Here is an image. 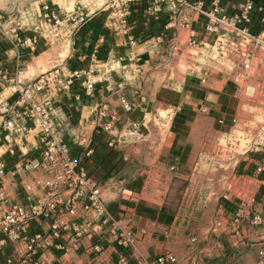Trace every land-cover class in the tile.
Listing matches in <instances>:
<instances>
[{
  "label": "crops",
  "instance_id": "1",
  "mask_svg": "<svg viewBox=\"0 0 264 264\" xmlns=\"http://www.w3.org/2000/svg\"><path fill=\"white\" fill-rule=\"evenodd\" d=\"M247 1L253 4L248 28L264 41V0H0V70L7 77L1 98L11 101L19 82L54 66L62 72L65 86L51 85L55 123L108 210L97 218L79 202L73 216L60 205L35 215L27 235L45 240L33 255L24 240L0 241V264H118L122 252L126 264H146L166 252L176 257L173 264H264V193L252 199L253 189L238 194L231 185L238 178L255 180L256 189L264 184V174L254 173L259 158L223 155L220 138L236 133L237 124H218L235 121L242 98L257 92L252 83L264 84V44L255 51L247 46L250 69L241 70V53H217L218 37L204 29L206 17L183 4L200 2L204 10L217 4L233 14ZM44 4L76 10L85 21L78 29L56 28L44 22ZM13 28L36 35V45H20ZM254 69L258 75L250 74ZM237 77L249 81L243 91ZM38 154L35 131L14 154L0 145V216L10 202L30 209L47 199L39 183L46 172L27 165ZM215 211L217 224H195ZM254 212L262 216L259 224L251 223ZM56 221L58 236H51ZM114 226L133 233V247L116 246ZM97 242L100 252L92 249Z\"/></svg>",
  "mask_w": 264,
  "mask_h": 264
},
{
  "label": "built area",
  "instance_id": "2",
  "mask_svg": "<svg viewBox=\"0 0 264 264\" xmlns=\"http://www.w3.org/2000/svg\"><path fill=\"white\" fill-rule=\"evenodd\" d=\"M178 1L182 2V0ZM119 2L120 0H114L113 3L118 4ZM183 4L190 9L199 11L206 17L204 29L218 37L217 46L216 37L213 44L215 51L217 50V53L221 55H229L233 52L241 53L242 69L248 71L252 53L247 51V46L255 51L261 44H264L263 39L259 35L253 34L248 28L252 22V2L247 1L233 14L225 13L217 4L210 10H204L200 2L196 4L183 2ZM42 12L44 22L50 23L56 28L72 25L74 29H78L85 21V16L76 10L58 11L50 8L48 4L42 5ZM9 33L14 40H20V45L29 49H32L38 40L36 35L22 36L17 28L11 29ZM123 33L127 34L126 29L123 30ZM128 41L134 43L131 36ZM54 67L31 80L19 82L15 91L16 95L11 101L8 102L0 96V145L3 146L4 152L14 154L21 139L30 131H35L38 136L39 154L37 159H34L35 162L33 160L27 165L31 169H42L47 174L45 180L39 181L40 185L47 189V199H38L30 209L21 203L10 202L6 213L0 216V234L2 235L0 241L24 240L28 255H33L36 246L45 240L39 234L27 235L29 222L35 215H47L57 205H60L65 212L73 216L79 202L82 203V207L86 211L93 212L97 218L104 217L103 219H105L108 214L100 197V187L91 179L87 171L79 166L65 140L63 129L58 128L55 123L51 105V85L62 88L65 86V82L62 72ZM79 73V71L71 72L72 75ZM5 79H7L6 73L0 70V88ZM85 86L87 89H91L92 83L87 82ZM123 108L126 111L130 110L131 105L124 102ZM115 119L112 116L110 121L105 123L104 128L110 130ZM260 132H263L264 135V124L261 125ZM258 144L257 149L261 156L254 166V173L261 175L264 174V137ZM28 166L25 165L26 168ZM4 173L5 165L0 160V180ZM60 190L67 191V195L61 198ZM261 221L260 213H253L251 223L259 224ZM59 226L58 221L51 224V236H58ZM111 233L116 246L122 249L121 251H126L134 246V235L131 231L114 226ZM102 248L103 245L98 242L92 245L94 252H100ZM175 262L176 257L166 252L154 256L146 264H173ZM89 264L101 263L93 259ZM118 264H126L123 252L118 257Z\"/></svg>",
  "mask_w": 264,
  "mask_h": 264
},
{
  "label": "rangeland",
  "instance_id": "3",
  "mask_svg": "<svg viewBox=\"0 0 264 264\" xmlns=\"http://www.w3.org/2000/svg\"><path fill=\"white\" fill-rule=\"evenodd\" d=\"M230 68L231 67L227 64L224 70L230 72ZM250 74L258 75L255 69L252 70ZM259 75L262 76L263 71L259 72ZM236 80L240 83L242 91L244 87L249 83L247 79L244 80V78L241 77H237ZM252 85L257 87V92L252 98H242V103L238 108L237 115L235 116L236 120L232 121V118L229 123H225L223 120L222 122H217L220 125L237 124V126L233 128L236 130V133H230L229 135V133L227 132L220 138L221 152L223 155H233L236 159H240V157H246V155H249L248 157L251 156L253 160H257L256 158H259L261 156L257 147L259 145L258 143L260 139L264 137L263 132H260V127L262 124H264V84L253 82ZM228 182L230 181H227V183ZM234 184H236V187L238 189L236 193L238 194H240L239 189L241 188L249 187L253 189L255 194L253 193L254 197H252V199H256V197H258V194L264 193L259 189L261 187L264 190V184H261V186L256 189L257 183L255 182V180L238 178L236 179V181H231L232 187ZM258 185L260 184L258 183ZM255 213L256 212H254V214ZM216 221V211L205 212L202 213V218H199V220L195 221V224L202 223L203 226H206L208 224V226H210L211 223H213L214 225Z\"/></svg>",
  "mask_w": 264,
  "mask_h": 264
}]
</instances>
